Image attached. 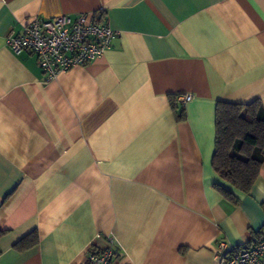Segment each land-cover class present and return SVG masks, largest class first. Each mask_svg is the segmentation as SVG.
Here are the masks:
<instances>
[{"label":"crops","instance_id":"obj_1","mask_svg":"<svg viewBox=\"0 0 264 264\" xmlns=\"http://www.w3.org/2000/svg\"><path fill=\"white\" fill-rule=\"evenodd\" d=\"M79 13L116 32L85 66L46 81L6 43L27 17ZM256 99L264 0H0V264H83L92 246L114 264H216L219 240L254 245L264 163L234 204L212 155L216 104Z\"/></svg>","mask_w":264,"mask_h":264},{"label":"built area","instance_id":"obj_2","mask_svg":"<svg viewBox=\"0 0 264 264\" xmlns=\"http://www.w3.org/2000/svg\"><path fill=\"white\" fill-rule=\"evenodd\" d=\"M115 31L102 19L79 13L53 17H27L20 32L10 31L6 43L18 54L29 51L36 56L46 81L75 66H85L100 57L111 45ZM190 94L178 98L184 107ZM110 244L111 237H107ZM111 247L92 246L83 264H114ZM216 264H264V237L254 245L240 247L219 240L214 252Z\"/></svg>","mask_w":264,"mask_h":264},{"label":"trees","instance_id":"obj_3","mask_svg":"<svg viewBox=\"0 0 264 264\" xmlns=\"http://www.w3.org/2000/svg\"><path fill=\"white\" fill-rule=\"evenodd\" d=\"M214 127L212 165L223 183H215L214 186L221 195L236 204L239 199L229 189L238 193L248 192L264 163V105L259 99L249 103L218 102ZM3 234L4 231L0 230V237ZM37 241L38 234L34 230L18 240L14 247L24 250Z\"/></svg>","mask_w":264,"mask_h":264}]
</instances>
